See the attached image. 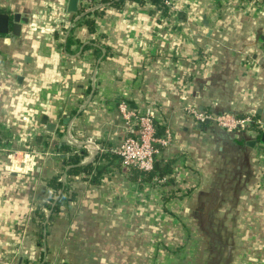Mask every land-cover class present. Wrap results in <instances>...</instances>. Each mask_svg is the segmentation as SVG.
<instances>
[{"label": "crops", "instance_id": "0c3cea01", "mask_svg": "<svg viewBox=\"0 0 264 264\" xmlns=\"http://www.w3.org/2000/svg\"><path fill=\"white\" fill-rule=\"evenodd\" d=\"M165 1L0 0L23 20L0 33V264H127L122 240L145 230L167 234L162 264H264V145L190 114L264 118V0ZM119 100L170 131L167 171L122 165ZM70 138L100 146L88 173ZM8 147L36 151L34 169L7 172ZM52 181L68 186L58 211Z\"/></svg>", "mask_w": 264, "mask_h": 264}, {"label": "built area", "instance_id": "2783aa9c", "mask_svg": "<svg viewBox=\"0 0 264 264\" xmlns=\"http://www.w3.org/2000/svg\"><path fill=\"white\" fill-rule=\"evenodd\" d=\"M81 1L84 3L83 7L86 11L92 9L95 4L94 0ZM117 110L120 119L129 129V133L122 138L115 150L116 154L120 157L122 165L141 172L151 171L161 148L170 143V131L165 129L162 134H158L154 124V114L150 108L144 110L132 109L125 100H119L117 102ZM190 114L200 122L210 117L208 113L195 108L190 109ZM216 121L227 132L243 128L249 129L251 127L254 128L255 134L259 131H264V118L254 119L251 116L236 117L229 113H221L217 115ZM67 144L85 148L88 159L101 150L98 144L86 140L73 141L70 138ZM6 157V171L22 175L34 169L36 151L8 147L6 149ZM157 179L162 182L165 181L166 177L163 176Z\"/></svg>", "mask_w": 264, "mask_h": 264}, {"label": "trees", "instance_id": "16d2710c", "mask_svg": "<svg viewBox=\"0 0 264 264\" xmlns=\"http://www.w3.org/2000/svg\"><path fill=\"white\" fill-rule=\"evenodd\" d=\"M136 1H138L140 3L143 2V0H136ZM150 1L156 6V8L158 10H160L161 14H168V9H167L165 0H150ZM91 25H92V22H91L90 26ZM154 124H155V127L157 129L158 134H162V132L158 129V126L155 123V120H154ZM62 149L64 151L70 152V155L72 156V158L70 156V158H71L70 160H71L72 163H74V165L70 168V170L74 174L88 173L92 169V167H93L92 162H88V163L82 162V159L87 154V151H86L85 148L77 147V146L70 145V144L66 143V146H64ZM127 169L130 170V172L132 171V174H133L132 176L142 175L146 179H151V177L154 175V173H157V172H160V171H164V172L167 171V167H165V166L160 167L158 165V161L157 160L154 163L153 169L151 171H148V172H141V171L133 169V168H127ZM51 185H52V189H53L52 191L53 192H56V190H58L59 188L62 189V191L59 193V196H58L57 199L53 200L51 198V201L54 202V203H50V204L47 205V207H49L50 210L58 211V210H60V207H59L60 203L65 201V199H66L65 190L67 189L68 186H67L66 182H61V181H56V182L52 181Z\"/></svg>", "mask_w": 264, "mask_h": 264}, {"label": "rangeland", "instance_id": "374dc122", "mask_svg": "<svg viewBox=\"0 0 264 264\" xmlns=\"http://www.w3.org/2000/svg\"><path fill=\"white\" fill-rule=\"evenodd\" d=\"M137 234L139 237V244L133 245V242L130 245L129 241L126 242L125 240H122V245L119 247L121 248V258H130L128 256L130 253L129 250H131V247L134 246L135 249L133 251H136V254H134L132 258L133 260H130L132 262L129 261L127 264H162L163 262L159 260V258L161 259L160 251H164V243L168 237L167 234L163 235V231L159 230H145V232L139 231ZM144 242L146 243L144 244ZM119 243H121V240ZM114 253H112V256L115 257L118 253Z\"/></svg>", "mask_w": 264, "mask_h": 264}, {"label": "water", "instance_id": "95a60500", "mask_svg": "<svg viewBox=\"0 0 264 264\" xmlns=\"http://www.w3.org/2000/svg\"><path fill=\"white\" fill-rule=\"evenodd\" d=\"M77 1L78 0H69V4H68V10L71 12H76L77 11ZM12 20L13 23H11V15L9 13H0V33H7L10 27V23H11V27L13 29V33H15L16 35L19 34L20 32V24L23 21L22 19H20V17H18V13H14L12 15ZM206 25L207 23L204 22ZM199 104V103H197ZM199 109L202 110L203 107L202 105L199 104ZM217 113H212L210 115V117L206 118L204 120L205 123H212L215 127V129L219 132H222L223 129L218 125L217 121H216V117H217ZM47 129L52 131L53 130V124L49 123V122H45ZM249 144L251 146H254L255 144H262L264 145V131H259L256 133V136L254 139H252L251 141H249Z\"/></svg>", "mask_w": 264, "mask_h": 264}]
</instances>
